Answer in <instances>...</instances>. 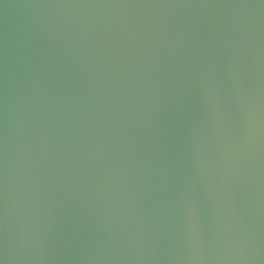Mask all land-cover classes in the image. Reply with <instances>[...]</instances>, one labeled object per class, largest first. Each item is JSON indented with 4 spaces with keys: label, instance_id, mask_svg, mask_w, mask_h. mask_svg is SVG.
Here are the masks:
<instances>
[{
    "label": "water",
    "instance_id": "95a60500",
    "mask_svg": "<svg viewBox=\"0 0 264 264\" xmlns=\"http://www.w3.org/2000/svg\"><path fill=\"white\" fill-rule=\"evenodd\" d=\"M0 264H264V0H0Z\"/></svg>",
    "mask_w": 264,
    "mask_h": 264
}]
</instances>
